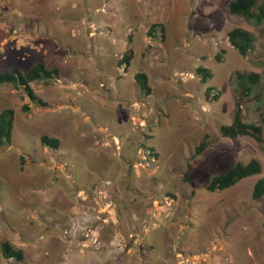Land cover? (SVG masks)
Segmentation results:
<instances>
[{"label": "rangeland", "instance_id": "1", "mask_svg": "<svg viewBox=\"0 0 264 264\" xmlns=\"http://www.w3.org/2000/svg\"><path fill=\"white\" fill-rule=\"evenodd\" d=\"M230 1L0 0V71H59L30 83L46 105L0 84V111L14 112L0 145V244L23 252L0 250V264H264V196H251L263 143L219 132L237 107L246 122L264 117V100L235 83L236 71L264 70V23ZM234 27L254 36L245 56L227 39ZM252 158L260 173L206 189Z\"/></svg>", "mask_w": 264, "mask_h": 264}, {"label": "trees", "instance_id": "2", "mask_svg": "<svg viewBox=\"0 0 264 264\" xmlns=\"http://www.w3.org/2000/svg\"><path fill=\"white\" fill-rule=\"evenodd\" d=\"M228 10L231 14L244 17L253 25L264 23V0H232L228 4ZM155 25L157 24L152 25L149 31H151ZM226 36L230 45L234 47L241 56H245L253 47L254 36L247 29L234 27L227 32ZM131 53V50L125 53L121 61L128 63L131 58ZM196 70L202 82H205L211 76L210 71L205 67H198ZM58 75L59 71L57 68H47L42 62L38 61L25 72L21 71L16 66L12 67L9 71H0V84H11L16 88L21 87L32 101L40 105H46L44 101L36 96L30 83L37 81L48 83L58 78ZM134 79L140 89L144 90L146 94L150 93L147 76L144 72L135 73ZM235 83L237 85V91L241 96H253L256 100H264V90L262 91L260 89V87L264 89V70L261 74L257 72L236 71ZM24 108H27V106L24 105ZM13 115L14 112L11 108H4L0 111V145L10 143ZM219 132L221 136L228 138L248 135L256 141L263 143L264 152V117L261 123L258 124L246 122L242 117L240 108L237 107L231 123L221 125ZM40 139L44 145L53 148H57L58 146L57 138L42 135ZM207 145L208 143L206 141H201L200 144L195 147V155L201 154L206 149ZM261 170V163L255 158L247 162L237 161L223 172L213 175L205 187L208 191L222 190L234 185L245 177L260 173ZM251 196L254 200H258L264 196V176L253 184ZM262 225L264 227V220ZM0 250L3 257L6 259L13 258L17 261L23 259V252L11 246L7 241H3L0 244Z\"/></svg>", "mask_w": 264, "mask_h": 264}]
</instances>
